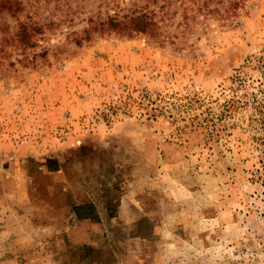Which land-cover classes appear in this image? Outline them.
I'll return each mask as SVG.
<instances>
[{
	"label": "rangeland",
	"instance_id": "rangeland-1",
	"mask_svg": "<svg viewBox=\"0 0 264 264\" xmlns=\"http://www.w3.org/2000/svg\"><path fill=\"white\" fill-rule=\"evenodd\" d=\"M203 1L0 0V264H264V0Z\"/></svg>",
	"mask_w": 264,
	"mask_h": 264
},
{
	"label": "trees",
	"instance_id": "trees-1",
	"mask_svg": "<svg viewBox=\"0 0 264 264\" xmlns=\"http://www.w3.org/2000/svg\"><path fill=\"white\" fill-rule=\"evenodd\" d=\"M210 0L203 1L202 7L206 8V3ZM10 9V8H8ZM150 22L147 20L145 14H140L136 16H129L127 18V22L119 21L114 18H110L108 20V27L112 29H116L117 27H128L135 32L144 33L150 27Z\"/></svg>",
	"mask_w": 264,
	"mask_h": 264
}]
</instances>
